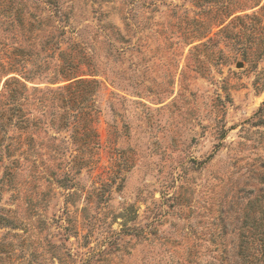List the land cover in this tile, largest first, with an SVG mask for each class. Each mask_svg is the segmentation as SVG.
I'll list each match as a JSON object with an SVG mask.
<instances>
[{
	"label": "rangeland",
	"instance_id": "rangeland-1",
	"mask_svg": "<svg viewBox=\"0 0 264 264\" xmlns=\"http://www.w3.org/2000/svg\"><path fill=\"white\" fill-rule=\"evenodd\" d=\"M0 264H264V0H0Z\"/></svg>",
	"mask_w": 264,
	"mask_h": 264
}]
</instances>
